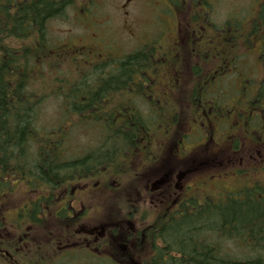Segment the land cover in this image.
<instances>
[{
    "label": "flooded vegetation",
    "instance_id": "obj_1",
    "mask_svg": "<svg viewBox=\"0 0 264 264\" xmlns=\"http://www.w3.org/2000/svg\"><path fill=\"white\" fill-rule=\"evenodd\" d=\"M160 1L172 23L159 20L152 37L134 45L149 51L150 68L87 109V135H80L88 142L82 149L87 163L46 182L27 176V162L3 176L0 168V196L22 185L29 198L9 220L7 200L0 203V264H174L176 251L165 240L173 219L195 207L264 204V109L249 106L254 98L247 87L236 96L235 85L220 86L234 60L223 53L235 36L224 24L218 39L213 22H199L198 5L206 10L215 0ZM185 16L187 22L180 20ZM213 49L218 53L210 56ZM97 56L90 69L124 59L109 52ZM205 60L218 63L217 69L204 82L202 75H190L184 88L178 64ZM105 73L90 70L87 78L102 83ZM207 81L214 85L203 86ZM7 91L0 104L5 110L11 106ZM226 100L232 103L221 105ZM37 139L58 158L77 147L61 131H43ZM98 152L107 153L95 157ZM244 158L249 164L242 169Z\"/></svg>",
    "mask_w": 264,
    "mask_h": 264
},
{
    "label": "trees",
    "instance_id": "obj_2",
    "mask_svg": "<svg viewBox=\"0 0 264 264\" xmlns=\"http://www.w3.org/2000/svg\"><path fill=\"white\" fill-rule=\"evenodd\" d=\"M71 1L73 0H0L1 105L5 103V95L9 98L7 88L10 87L11 90L10 108L5 110L0 105L2 176L5 170L10 168L7 166L10 161L11 167L14 168H19L21 162H27L25 166L27 176L33 175L44 182L48 181L51 174L58 176L60 173V176H66L73 169H80L87 163L85 157L80 162L70 160L57 163L56 157L43 146V143L40 146L34 144V140L42 133L38 131L36 123L38 112L47 96L53 94L46 95L44 90H41L43 94L34 93L38 86L32 87L30 84L36 83L43 86L42 88L47 87L48 81H45L42 75L43 65L49 68L53 63L59 62L57 56L60 53L65 54L66 47L57 45L55 40L48 37L47 25L50 20L58 18ZM90 1L86 0V3ZM257 1L256 12L249 21L251 24L249 32L243 38L244 41L249 40L252 43L257 41L263 77L257 78L258 71L255 73L251 70V73H246L249 70L243 67L237 74V84L238 89L242 85L249 86L248 89L252 90L254 98L249 101V106L263 110L264 0ZM248 47L251 46L244 43V48ZM231 53L232 50L227 49L223 54ZM147 54L149 51L142 47L125 54L124 59L118 62L115 71L113 70L114 73L107 72L108 78L102 79V83H99L100 78L88 81L85 70L73 83V90L64 95L69 101L68 104L72 102L68 107L62 108L65 119H76L77 124H86L87 109L100 104L101 99L111 91L114 92L123 84L131 83L138 70L150 68L151 64L146 59ZM73 61L75 60H71L70 63L73 64ZM93 70L103 71V67L97 65ZM89 86L93 87V90L87 91ZM41 98L44 99L41 101ZM52 131L53 134H57L62 129L56 128ZM51 150L55 152V149ZM111 151L114 152L115 147L111 148ZM42 152L44 155L40 154ZM107 152L110 153V150ZM105 154L101 155L98 152L95 157L99 155L103 157ZM99 160L101 159H96V162ZM93 162L91 158L90 163ZM165 229L168 232L165 240H169L171 247L176 251V256L170 257V262L179 261L174 264H264V204L232 201L218 207H195L188 214L173 219L171 225ZM228 246H233L234 251L237 247L239 252L234 254V251L227 249Z\"/></svg>",
    "mask_w": 264,
    "mask_h": 264
},
{
    "label": "rangeland",
    "instance_id": "obj_3",
    "mask_svg": "<svg viewBox=\"0 0 264 264\" xmlns=\"http://www.w3.org/2000/svg\"><path fill=\"white\" fill-rule=\"evenodd\" d=\"M257 4V0H215L212 7L209 5L211 10L209 18L217 29L213 32L215 37L220 38L218 35L220 34V25L225 22H228L227 27L230 29L232 36L241 27V35L245 37L248 29L244 28L246 25L244 23L248 24L253 17L257 9ZM163 6V2L160 0H91L88 4L86 0H73L58 18L50 20L47 25L48 37L55 40L57 45L65 46L66 51L65 54L60 53L57 56L59 59L58 63H53L49 68L43 65L42 75L45 81H48V86H44V91L45 93L51 91L50 95L52 91L54 93L45 99L40 107L41 109L38 112L36 120L37 128L43 131V127L58 128L62 129L61 133L67 130L75 120H66L62 114V108L64 106L68 107L72 103L70 102L68 104L69 101H67V97L64 95L65 93L71 92L73 90V83L78 80L79 76L85 70L90 69L88 64L90 65L92 61L89 62V60L94 59V62L98 61L97 54L99 53L105 54V52L114 53L119 51L125 54L130 53L137 48L134 46L135 43L152 37V32L155 28H158L157 24H159V20L164 23L163 26L171 24L172 18L162 13ZM184 6L187 7L188 4ZM187 19H189V16H185L184 18L180 17V20L183 22H187ZM237 39L238 37L235 40ZM252 46L250 48L248 47L247 51L252 49ZM236 53L241 54L242 52ZM243 55L242 63L249 70H252V72L256 73L258 71L257 78H262L263 73L260 74L261 66L257 56V48L255 47L254 51ZM116 56H119V54L116 53ZM71 60H75L73 64L70 63ZM117 65L118 63L116 62H110L109 64H100L99 66L103 67V71L114 73ZM178 65H180L179 70L181 74L179 76L181 77V84L183 83L184 88L189 87L188 82L184 78L186 68L190 70L193 67L200 72L204 66L200 62ZM49 69L52 71L50 72ZM145 69L146 67L143 70ZM104 75L106 76V73ZM92 79L97 80L98 78ZM92 79L89 78L88 81ZM30 85L32 87H43L36 83ZM228 94L230 97L233 96V93ZM103 100L102 98L101 102ZM230 103L232 101L226 100L221 105H230ZM82 132L78 126H73L70 131L74 135V140L77 142L75 145L77 147L73 149L71 156L65 158L66 161L68 160L70 162V159H73V162H80V158L85 155L82 149L87 147L88 142L86 138L80 137V135H84ZM34 142L41 145L38 139H35ZM118 146H121V143L115 145L114 153ZM58 157L56 162L60 163L61 158ZM245 159L242 162L243 164L241 166L238 165V167L244 169L249 164ZM7 166L11 167L10 164H7ZM77 170L78 168H75L72 172ZM255 174L256 172L254 171L250 174L251 181L258 179V176L254 177ZM31 177L34 178L33 175ZM231 183L235 182L231 181ZM16 188L11 193V196H0V198L5 197V199L0 200L1 204H3L4 200H7V203L3 207H8L5 212V218L8 220L13 216L16 209L21 208L29 200V198H24L26 196L24 195V186L16 185ZM238 252L236 247L234 254Z\"/></svg>",
    "mask_w": 264,
    "mask_h": 264
},
{
    "label": "bare ground",
    "instance_id": "obj_4",
    "mask_svg": "<svg viewBox=\"0 0 264 264\" xmlns=\"http://www.w3.org/2000/svg\"><path fill=\"white\" fill-rule=\"evenodd\" d=\"M111 92H112V91H111ZM104 97H105V96H104ZM38 131L43 132V130H41V129H39V128H38ZM36 139H37V138H36ZM40 143H41V142H40ZM32 144H33V143H32ZM34 144H35V145H39V144H36L35 142H34ZM34 144H33V145H34ZM41 144H42V143H41ZM39 146H40V145H39ZM35 154H37V153H35ZM40 154L44 155L43 152L40 153ZM54 157H56V159H57L58 156L54 155ZM83 157H85V159H87V155H84ZM83 157H81L79 161H82V158H83ZM85 159H84V160H85ZM70 160H73V159H70ZM64 161H66V159H65V158H61V162H64ZM67 161H68V160H67ZM34 179H37V178L34 177ZM220 235H221V234H220ZM218 237H219V236H218ZM252 248H253V247H252Z\"/></svg>",
    "mask_w": 264,
    "mask_h": 264
}]
</instances>
